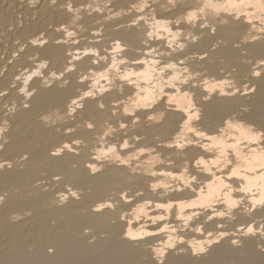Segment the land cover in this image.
<instances>
[{
  "label": "bare ground",
  "instance_id": "1",
  "mask_svg": "<svg viewBox=\"0 0 264 264\" xmlns=\"http://www.w3.org/2000/svg\"><path fill=\"white\" fill-rule=\"evenodd\" d=\"M205 2L0 0V264H264V0Z\"/></svg>",
  "mask_w": 264,
  "mask_h": 264
},
{
  "label": "snow or ice",
  "instance_id": "2",
  "mask_svg": "<svg viewBox=\"0 0 264 264\" xmlns=\"http://www.w3.org/2000/svg\"><path fill=\"white\" fill-rule=\"evenodd\" d=\"M170 2H171V0H170ZM233 6H235V5H233ZM205 7H217V6H216V5H213V4L210 2V0H206V2H205ZM194 15H195V13L190 12V13L188 14V19H189V20L193 19ZM69 35H71V33H69ZM149 35H151V33H149ZM120 50H122V49L120 48V43L117 42L116 47L114 48V51H120ZM136 62H137V63H140V64H143V61H136ZM113 67H115V65H113ZM166 67H168V68H173L174 65H170V64H169V65H166ZM137 75H143V74H137ZM257 75H259V73H257ZM121 79H123V80H125V81H129V75H128V74L123 75V76H121ZM172 79L175 80V79H178V77L173 76ZM129 82H130V81H129ZM204 83L207 85L208 82L205 81ZM167 86H168V87H171L172 85L169 84V85H167ZM215 87H216V85H209V86L207 87V90H208V91H212ZM162 91H163V89H161V92H162ZM91 95H92L91 92H86V93H85V96H91ZM143 99H147V97H143ZM73 103L75 104L76 102L73 101ZM148 106H149V105H147V104L144 105V107H148ZM101 107H103V105H101ZM125 112L128 113L129 110H128L127 108H125ZM148 119H149V120H155V119H159V117H156V116H149ZM88 127H89V128H92V127H93V124L89 123V124H88ZM120 127L123 128V127H124V124H121ZM227 128H229V129H231V128H235L236 130L241 131L242 134H245L249 140H255V139H256L255 136H253V135L250 134L251 130H248V132L245 133L244 130L241 129L239 125H234V124L229 123V124L227 125ZM189 130L191 131L192 129H189ZM197 135H201V136H202L203 133H199V132H198ZM180 146H181V145H179V144L177 145V147H180ZM65 147H67V146H65ZM123 147L127 148V142H126V141H125V143L123 144ZM169 147H171V145H169ZM141 151H143V149H142ZM108 152H110V153H115V149H114V148H109V149H108ZM102 155H107V153H103ZM97 159H100V157H97ZM116 159H117V160H120V157L117 156ZM120 163H126V161H124V160H120ZM197 164H203V161H202V160L197 161ZM261 167L264 168V163L261 164ZM92 170H93V171H96V169H95L94 167H93ZM237 174H238V173H237V170H236V169H233V171L231 172V175H232V176H236ZM153 175H155V173H153ZM161 175H171V174H170V173H161ZM193 179H195V177H193ZM261 179H264V176H262ZM159 186H160L159 184H153V185H152V188L155 189V188H157V187H159ZM165 186H166V185H165ZM223 186H224L225 188H228V187H229V185H227V184H225V185H223ZM240 190H241V191H247L248 189H240ZM73 195H75V194L73 193ZM225 196H227V193H225ZM226 202L229 203V207L233 206V205L236 203L235 201H231V200H228V201H226ZM257 202H258V203H261V204H264V196H262V198H261L259 201H253L254 204L257 203ZM195 206H196L195 202H189V203H187V204L181 203V204L179 205V207H180L181 210H183L184 208H193V207H195ZM200 206H201V207H210V206H211V202H209V203H207V204H201ZM156 207H157V208H163V209L167 210V209H171V208L173 207V205H172V204H167V205H164V204H157ZM134 212L136 213L137 218H138L139 215H140V214H143V212H144V208H143V206H140L139 208L135 209ZM223 214H224V213H217V215H223ZM180 218L187 220V219H190L191 217H180ZM156 219H157V220H163L164 217H163V216H158V217H156ZM153 223H155V220L153 221ZM160 230H161V231H165V229H163V228L160 229ZM197 231H199V229H197ZM248 231H249V232H252L253 230H252L251 227H249V228H248ZM127 235H128L131 239H137V238H139V235H140V234H139V233H136V232H133V231L130 230V231L127 233ZM144 235H152V233H144ZM170 240H171V238H170ZM233 243H235V241H234ZM166 247H172V244L169 243V244L166 245ZM194 250H195V251H199V252H203V251H204V248H203V247L195 248V246H194ZM158 252H159V254H162V252H160V250H158Z\"/></svg>",
  "mask_w": 264,
  "mask_h": 264
},
{
  "label": "rangeland",
  "instance_id": "3",
  "mask_svg": "<svg viewBox=\"0 0 264 264\" xmlns=\"http://www.w3.org/2000/svg\"><path fill=\"white\" fill-rule=\"evenodd\" d=\"M58 177H59V176H57V178H58ZM47 181H48V180H47ZM47 181H44V182H43L44 184H47V185H45V186H46L45 188H51V189H52L53 186H54V187H55V186L57 187V185H53V186H52V183H51L50 181H48V182H47ZM46 182H47V183H46ZM50 184H51V185H50ZM48 186H49V187H48ZM56 187H55V188H56Z\"/></svg>",
  "mask_w": 264,
  "mask_h": 264
},
{
  "label": "clouds",
  "instance_id": "4",
  "mask_svg": "<svg viewBox=\"0 0 264 264\" xmlns=\"http://www.w3.org/2000/svg\"><path fill=\"white\" fill-rule=\"evenodd\" d=\"M229 147H234V145H229Z\"/></svg>",
  "mask_w": 264,
  "mask_h": 264
}]
</instances>
